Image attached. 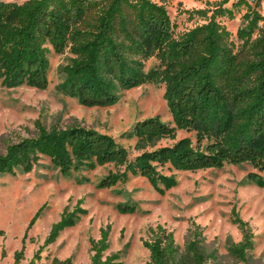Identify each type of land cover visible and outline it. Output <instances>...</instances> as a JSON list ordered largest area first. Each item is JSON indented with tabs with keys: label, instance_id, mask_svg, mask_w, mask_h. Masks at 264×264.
<instances>
[{
	"label": "trees",
	"instance_id": "obj_1",
	"mask_svg": "<svg viewBox=\"0 0 264 264\" xmlns=\"http://www.w3.org/2000/svg\"><path fill=\"white\" fill-rule=\"evenodd\" d=\"M251 3L219 0L211 9L194 10L206 21L177 33L165 4L155 0H0L3 86L46 89L50 45L56 53L72 54L61 67L63 78L56 86L63 95L86 107H107L116 104L124 90L164 83L163 97L172 116V123L159 115L147 117L123 133L135 138L139 153L133 158L107 133L79 124L48 129L37 121L35 136L11 142L0 153V173L29 172L41 156H47L65 177L81 168L112 163L116 169L97 187L111 188L140 175L164 194L178 181L159 168L196 171L249 163L258 172L249 173L248 179L264 186V14ZM241 6L248 11L243 15L245 24L237 29L236 43L217 17L233 18ZM152 58L157 63L146 69ZM179 130L193 133L195 139L177 138ZM162 139L174 142L159 145ZM117 209L136 211L128 204H118ZM41 210L31 218L27 231ZM85 212L80 201L73 210L65 208L43 246L53 243ZM233 213L243 240L234 243L231 252L244 260L253 234L248 222ZM152 234L143 242L150 252L145 264H207L200 232L193 231L182 254L172 232L158 226ZM108 237L106 227L99 239L90 240L92 264L119 263L118 252L105 254ZM41 248L28 264H36ZM23 252L24 244L15 252V264ZM50 264H72V258L54 257Z\"/></svg>",
	"mask_w": 264,
	"mask_h": 264
},
{
	"label": "rangeland",
	"instance_id": "obj_2",
	"mask_svg": "<svg viewBox=\"0 0 264 264\" xmlns=\"http://www.w3.org/2000/svg\"><path fill=\"white\" fill-rule=\"evenodd\" d=\"M155 1L165 4L179 33L206 21L194 10L211 9L219 0ZM251 1V6L264 14V0ZM247 11V6H241L235 9L233 18L217 17L236 43L237 29L245 24L243 15ZM49 48L46 89L27 85L6 87L0 81V153L11 142L35 136L39 121L48 129L79 124L107 133L133 158L139 153L135 138L123 136L124 132L137 121L154 115L172 123L163 97L164 83H144L124 90L119 101L107 107H86L76 98L63 95L56 86L63 78L61 67L70 62L72 54L68 50L56 53L50 45ZM156 63L154 58L148 60L146 69ZM184 136L195 139L191 132H177V138ZM173 142L162 139L158 144ZM115 169L109 163L93 169L81 168L65 177L47 156H41L29 172L0 173V264H15V252L23 244V257L18 264H28L63 210H73L79 201L86 212L53 243L41 248L36 264H50L54 257H71L72 264H92L90 240L99 239L106 227H109V247L105 254L118 252V264H145L150 252L143 242L153 238L152 231L158 226L172 232L180 254L186 251L193 231L200 232V246L207 254V264H264V186L248 179L249 173L258 172L251 164H227L196 171L159 168L164 173H173L178 181L164 194L140 175L111 188L97 187ZM118 204L133 205L136 211L121 213ZM41 207L40 215L27 231L31 218ZM233 212L248 222L253 234L252 247L246 251L244 260L231 252V246L243 240L241 229L233 221Z\"/></svg>",
	"mask_w": 264,
	"mask_h": 264
}]
</instances>
